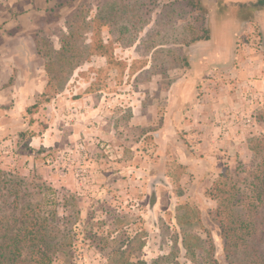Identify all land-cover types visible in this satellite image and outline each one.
I'll return each mask as SVG.
<instances>
[{"label":"rangeland","instance_id":"1","mask_svg":"<svg viewBox=\"0 0 264 264\" xmlns=\"http://www.w3.org/2000/svg\"><path fill=\"white\" fill-rule=\"evenodd\" d=\"M108 1L135 3L148 19L134 44L124 47L114 43L109 29L100 28L102 42L109 46L107 55L100 56L104 60L98 61L100 57H95L85 61L77 68L80 70L77 76H74L76 69L68 80L62 75L54 80L49 77L51 83L44 95L38 98L36 105L28 108L22 119L28 121L35 116L36 128H47L45 120H48L55 132L64 131V123L68 130L78 118H87L94 102L102 101L101 109L105 115L101 114V117L109 120V132L113 134L106 138L92 135L86 142H83L86 138L83 136L77 144L69 142L65 136L56 141L55 147L44 149V162L31 171L14 167L9 163L8 155L5 158L6 153L1 152L0 168L28 183L32 201L53 199L62 228L70 218L68 229H73V246L67 253L60 252L53 264H135L138 261L151 264L158 257L167 255H171L170 258L160 264H205L204 249L208 242L213 245L217 263L227 264L220 230L210 218L215 201L206 197L205 192L224 170L234 173L238 168L252 167L253 157L247 148V153L238 154V157L231 155L232 162H224L219 172L199 170V167L188 171V167L204 154L202 147H193L201 140L185 138L184 123L180 122L183 112L179 117L169 116L168 92L161 90L162 94L157 87L159 83L169 87L181 80L188 69L186 59L179 51L168 49L175 41L180 45L185 39L180 27L188 16L179 15L178 9L172 10L162 0ZM104 2L0 0V55L16 50L36 51L43 62L38 61V64L34 60L33 67H43L41 74L48 80L46 59L52 58L59 49V40L78 9L83 5L95 9ZM253 2L246 6L233 0H215L207 12H211L216 23H221L226 18H238L229 12V7L247 8L240 19L244 25L247 22L254 24L251 40L256 43V49L264 40L260 29L264 23V0ZM92 62L99 66L97 74L93 73L95 67H89ZM144 67L148 68L137 73ZM71 81L77 90L68 88L64 96L73 106L61 105L59 108L54 104L53 115L48 119L45 113L42 114V106L63 94ZM60 87L63 88L58 91ZM180 110L176 107L177 113ZM43 111L47 114L46 108ZM233 112L240 116L239 119L245 118L242 106H233ZM256 113L249 116L255 118ZM41 118L44 119L41 121ZM254 121L249 127L253 130L246 144L264 134V121H259V130ZM108 126L105 125L100 133ZM86 127L89 129L90 126L87 124ZM11 140L15 141L12 153L18 162H23V154L29 149L27 133L16 131ZM240 142L244 143V139ZM184 206L198 212L200 224L183 222ZM184 234H192L200 240L194 248V258L183 247ZM258 237L257 249L264 256V208ZM124 251L128 252L122 254Z\"/></svg>","mask_w":264,"mask_h":264},{"label":"crops","instance_id":"2","mask_svg":"<svg viewBox=\"0 0 264 264\" xmlns=\"http://www.w3.org/2000/svg\"><path fill=\"white\" fill-rule=\"evenodd\" d=\"M162 1L167 4L177 0ZM233 1L246 6L254 3L253 0ZM214 3L215 0H201V5L206 11ZM170 8L176 10L178 5ZM229 8V12H233L238 18L234 17L231 20L226 18L227 21L224 19L221 23H216V20L212 19L211 12L208 14L210 31L208 40L187 45H177L176 41L175 44H170L168 49L178 50L179 55L186 59L188 69L185 70L181 80L171 83L169 87L161 83L157 86L160 92L161 90L168 92L170 109L168 115L179 117L183 112L180 122L184 123V132L187 133L185 138L201 140L193 147L196 149L202 147L204 154L196 163L193 162L188 167V171L198 170L199 167V170L219 172L224 162L230 164L233 157L247 153L246 140L253 129L243 127L244 119L264 107V40L261 46L255 49L256 43L251 40L254 24L247 22L244 25L240 19L247 8L240 9L238 6ZM260 29L264 37V23L261 24ZM3 37H6V34ZM158 48L153 49L154 52ZM34 60L36 63L42 61L36 51L16 50L0 55V153H6L5 158L8 155L9 163L14 167L28 171L41 167V163L44 162L42 161L45 155L44 149L55 147L56 141L65 139V136L69 142L76 143L83 136L86 137L83 142H86L91 140L92 135L106 138L113 134L109 132V120L101 117V114L105 115L101 109L102 101L94 102L87 118H78L77 123L71 125L68 130L64 123L62 127L64 131L55 132L48 120H45V124H48L47 128H36L37 123L33 120L35 116H31L28 121L23 120L22 116L29 107L37 104L38 98L43 95L47 86V79L41 74L43 67H33ZM99 60L104 58L100 57ZM92 66L95 67L93 73L97 74L99 66L94 62L89 65ZM147 68H141L137 73ZM78 71L80 70L77 69L74 76H77ZM71 83L72 81L70 85ZM70 85L63 94L57 95L56 99L42 106V114L45 113L48 119L53 115L54 104L59 108L61 105L73 106V103L65 100L66 96H64L69 90H77L76 86ZM92 91L96 93L98 90ZM236 105L242 106V111L245 112L242 116L244 115L245 118L239 119L240 116L237 117L233 112V106L236 108ZM176 107L181 108L179 113ZM43 108H46L47 114ZM253 118L254 123L256 119ZM43 119L41 118V121ZM87 124L90 126L89 129L86 127ZM105 125L108 126L107 129L104 133L103 131L100 133ZM258 125L260 122H257L259 130L261 127ZM16 131H24L29 138V149L23 154L25 159L23 162H18L17 157L12 153L15 141L11 139L16 135ZM242 139L244 143L240 142Z\"/></svg>","mask_w":264,"mask_h":264},{"label":"trees","instance_id":"3","mask_svg":"<svg viewBox=\"0 0 264 264\" xmlns=\"http://www.w3.org/2000/svg\"><path fill=\"white\" fill-rule=\"evenodd\" d=\"M165 5H178L179 15L188 16L180 27L185 35L180 45L209 39L208 12L201 0H177ZM147 21L135 3L105 0L95 9L81 6L60 38L59 49L52 58L46 59V87L51 83L50 78L54 80L62 75L68 80L85 61L107 55L109 46L103 44L100 28L109 29L114 43L129 47ZM255 119L264 121L263 109L255 114ZM247 148L253 157V166L238 168L234 173L224 170L205 192L206 197L215 201L210 218L220 230L227 264H264V256L257 249L258 227L264 208V134L248 141ZM30 193L23 178L13 177L0 168V264H53L60 252L67 253L73 246V229H68L70 218L64 220L66 224L62 228L53 207L54 200L44 198L42 202H34ZM184 208L183 222L200 224L198 212ZM199 243L198 237L184 234L183 247L193 258L194 248ZM213 251V245L208 242L204 249L205 264H218ZM125 252L128 251L122 254ZM170 256H160L151 264H160Z\"/></svg>","mask_w":264,"mask_h":264},{"label":"built area","instance_id":"4","mask_svg":"<svg viewBox=\"0 0 264 264\" xmlns=\"http://www.w3.org/2000/svg\"><path fill=\"white\" fill-rule=\"evenodd\" d=\"M243 124L246 125V127H250L253 124L252 118H245Z\"/></svg>","mask_w":264,"mask_h":264},{"label":"flooded vegetation","instance_id":"5","mask_svg":"<svg viewBox=\"0 0 264 264\" xmlns=\"http://www.w3.org/2000/svg\"><path fill=\"white\" fill-rule=\"evenodd\" d=\"M260 1H262V0H255V3H256V2H260Z\"/></svg>","mask_w":264,"mask_h":264}]
</instances>
